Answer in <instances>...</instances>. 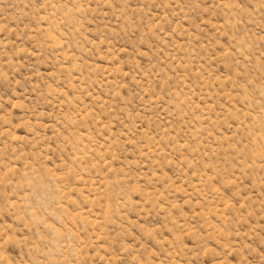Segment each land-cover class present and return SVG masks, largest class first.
Segmentation results:
<instances>
[{"label":"rangeland","instance_id":"rangeland-1","mask_svg":"<svg viewBox=\"0 0 264 264\" xmlns=\"http://www.w3.org/2000/svg\"><path fill=\"white\" fill-rule=\"evenodd\" d=\"M0 264H264V0H0Z\"/></svg>","mask_w":264,"mask_h":264}]
</instances>
